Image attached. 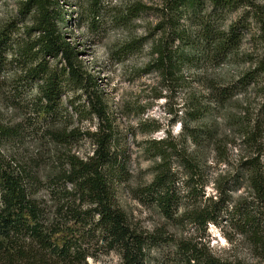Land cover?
Returning <instances> with one entry per match:
<instances>
[{
	"label": "trees",
	"instance_id": "trees-1",
	"mask_svg": "<svg viewBox=\"0 0 264 264\" xmlns=\"http://www.w3.org/2000/svg\"><path fill=\"white\" fill-rule=\"evenodd\" d=\"M65 4L18 1L19 18L0 26V108L21 115L13 123L0 119V264H94L89 258L113 250L121 264H146L150 247L165 236L134 229L116 202L125 187L126 133L97 75L63 30ZM76 4L78 28L85 25L96 34L107 17L122 28L144 15L155 19L147 34L125 38L107 55L110 63L124 64L148 48L147 62L126 69V78L153 74L152 98H163L167 113L182 115L179 136L163 131L160 138L145 139L152 178L139 194L169 221L198 229L218 225L228 240L240 236L264 257V161L258 143L264 127V6L256 0L138 1L106 13L102 0ZM254 25L263 52L251 58L240 47ZM245 60L250 65L244 70H223ZM249 86L260 88L262 98L258 114L245 120L241 132L250 141L249 152L238 154L230 171L217 173L214 193L206 195L204 149L212 146L215 163L229 164L233 141L218 133L217 117ZM171 93L180 101L173 111ZM148 106L123 103L122 112L141 115L137 125L150 135L160 124L143 118ZM92 120L94 129L80 131ZM31 135L59 147L49 154L52 166L43 176L8 151ZM82 138L92 146L84 157L72 150ZM198 244L191 236L176 242L185 264H240Z\"/></svg>",
	"mask_w": 264,
	"mask_h": 264
},
{
	"label": "rangeland",
	"instance_id": "rangeland-1",
	"mask_svg": "<svg viewBox=\"0 0 264 264\" xmlns=\"http://www.w3.org/2000/svg\"><path fill=\"white\" fill-rule=\"evenodd\" d=\"M18 1L24 0H0V26L5 21L13 17L19 18L16 13ZM64 9L68 13L66 26L63 30L67 33L68 40L77 44L79 58L88 67V69L98 77L101 87L107 92L108 101L111 110L116 115L120 128L126 133L129 158L125 166L126 180L125 187L119 189L116 202L118 206L125 212L129 224L137 230L154 232L158 230L165 236L159 244L151 246L146 264H185V257L176 242L181 238L193 237L199 242V247L204 248L207 252L222 260L238 262L240 264H264V257L260 256L257 251L251 248L245 240L240 236H230L228 240L220 227L212 223L208 224L206 229H198L189 227L188 225H180L176 222L166 219L158 207L148 201L147 197L139 194L140 189L148 184L152 178V162L145 153V139L160 138L163 131H169L172 136H179L181 132L179 121L182 115H174L173 112L167 113L166 103L163 98L153 99L151 86L155 80L153 74L133 77L130 80L126 78V69L133 67H142L149 59L148 48H145L140 55L131 57L124 64H112L108 61V52L119 42L127 37H139L147 34L155 23V19L151 15H144L138 19L132 20L125 28L115 26L109 22L108 17L101 23L99 34L90 31L86 26L78 28L77 2L79 0H62ZM142 2L147 5H159L161 0H102V7L106 13H115L125 5L133 2ZM264 6V0H256ZM76 4V5H75ZM26 24H30V20L26 18ZM258 29L254 26L245 34L241 52H245L254 58L263 52V46L257 38ZM250 62L245 60L244 63L228 64L223 68L224 71L233 73L247 68ZM260 88L249 86L245 93H240L229 102L217 117L219 122L218 133L224 137L232 139L228 146V154L230 162L228 165L223 163H215V151L212 146H206L204 152L207 157V184L205 185L206 195L214 193L212 187V178L219 172L231 170L232 165L238 159V154H246L249 152L250 141L242 138L241 132L244 129L245 120L255 117L258 114L260 104L262 102ZM179 97L171 93L169 108L173 111L176 103H179ZM123 103H134L143 105L147 103L143 118L154 120L160 124V129L148 135L143 128L138 127L140 115H126ZM3 107V105H2ZM182 110V108H179ZM246 113L243 116V113ZM0 119L3 122H17L21 118L19 112L13 109L0 108ZM93 122L85 121L80 126V131L84 129H94L95 120ZM261 158L264 161V127L262 136L258 140ZM91 143L88 139L82 138L78 140L72 150L76 151L80 157H84L91 153ZM59 147L47 143L46 140L38 139L35 136H26L19 144L11 145L8 148L10 154L16 157L20 163L33 167L39 175L43 176L51 168V157L49 154ZM243 191V187L234 191V195H239ZM42 193V192H40ZM94 264H121L120 253L116 250L99 254L95 259L89 258Z\"/></svg>",
	"mask_w": 264,
	"mask_h": 264
}]
</instances>
